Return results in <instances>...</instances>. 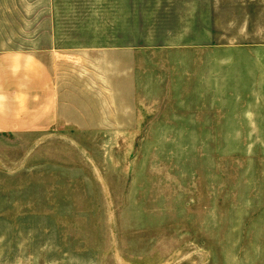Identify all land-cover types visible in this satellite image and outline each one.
<instances>
[{
    "label": "rangeland",
    "instance_id": "374dc122",
    "mask_svg": "<svg viewBox=\"0 0 264 264\" xmlns=\"http://www.w3.org/2000/svg\"><path fill=\"white\" fill-rule=\"evenodd\" d=\"M23 1L2 38L46 48ZM55 11L36 54L82 125L0 135V264H264V0Z\"/></svg>",
    "mask_w": 264,
    "mask_h": 264
},
{
    "label": "crops",
    "instance_id": "0c3cea01",
    "mask_svg": "<svg viewBox=\"0 0 264 264\" xmlns=\"http://www.w3.org/2000/svg\"><path fill=\"white\" fill-rule=\"evenodd\" d=\"M57 2L58 0H31L32 19L46 24L40 27L43 30L38 29L34 34L50 37L48 46L34 49L35 53L33 50L25 51L23 42H20V46L15 43V46L2 38L8 34L6 29L13 25L15 30L10 32L11 35H24V1L14 0L15 6H11L9 10L0 8V135L16 136L49 129L61 120L67 124L82 125V120L77 117L83 116V113L80 112L78 116L69 111L71 109L66 103L61 104V100H83V91L75 88L61 90L56 72L36 54L47 50L50 57H53V52H56ZM12 14L15 15L11 16ZM87 50L91 49L83 48L75 52L83 57V52H89Z\"/></svg>",
    "mask_w": 264,
    "mask_h": 264
}]
</instances>
